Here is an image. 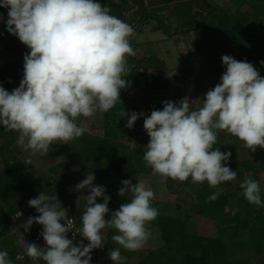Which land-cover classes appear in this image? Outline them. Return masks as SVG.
I'll return each instance as SVG.
<instances>
[{
  "label": "clouds",
  "instance_id": "clouds-1",
  "mask_svg": "<svg viewBox=\"0 0 264 264\" xmlns=\"http://www.w3.org/2000/svg\"><path fill=\"white\" fill-rule=\"evenodd\" d=\"M0 8L7 9L6 21L0 13L6 31L29 49L19 86L8 91L0 85V127L18 134L17 144L29 154L24 164L32 165L31 156L47 155L54 141L66 144L83 136L84 120L122 103L121 90L131 86L125 79L130 74L128 58L137 55L130 43L134 28L99 0H0ZM221 60L225 71L207 91L201 107L193 109L185 96L178 102L163 101L162 110L148 116L120 112V119L127 117L128 129L144 118L149 142L143 160L164 180L191 178L213 188L234 180L237 172L226 166L232 153L213 150L218 131L237 137L250 152L264 149V77L246 60L230 55ZM260 64L264 66V61ZM81 117L84 120L78 124ZM94 179L91 171L74 188L85 193L80 227H75L57 195L40 192L28 201L38 215L29 216L13 232L17 246L33 264H91V254L103 248L104 230L109 228L118 232L112 240L124 250L145 247L151 235L147 225L158 216L152 206L153 190L143 182L122 180L118 195L129 199L110 212L111 197L104 186L94 185ZM240 188L250 204L264 207L256 179L245 178ZM101 198L103 202H97ZM22 216L19 210L13 219ZM33 224L42 226L46 246L29 243L20 232V228L28 232ZM68 233L79 234L88 243H74ZM108 257L112 264H126L120 248L111 249ZM0 264H13L6 250H0Z\"/></svg>",
  "mask_w": 264,
  "mask_h": 264
},
{
  "label": "rangeland",
  "instance_id": "rangeland-1",
  "mask_svg": "<svg viewBox=\"0 0 264 264\" xmlns=\"http://www.w3.org/2000/svg\"><path fill=\"white\" fill-rule=\"evenodd\" d=\"M103 2L104 4H112V3L121 4L120 0H103ZM240 3L242 4V6L238 8L232 2V0H210V4L212 5V7L216 9L217 8L224 9L225 12H227L230 15V17L233 16V14L235 15L240 13L242 17L246 18L247 25L251 27L248 30H246L243 34H241L239 36V39L244 43L245 39L251 37L248 41V45L250 46L252 45L253 48L258 49L261 54V57L264 59V0H240ZM140 8L141 7L135 4L127 3L123 5L121 11L127 14V19L135 18L136 21H138L139 15L142 13ZM163 8L164 7L158 6L156 4H148L146 2L145 12L151 13L155 11V13L161 16L162 19H165L167 24H169V21H167L166 19L167 15L169 14V8L166 10H164ZM0 10H1L0 13H3L4 19L6 21L7 19L6 9L5 10L0 9ZM0 25L5 27L3 22H0ZM132 42L135 45L134 50L137 53L136 57L138 59L156 58L158 60L159 69L157 70L150 69L148 71L149 73L151 72V74H161L163 72H166L173 79H172V88L167 94H158L155 92L150 93L146 89L145 91L141 89L134 91V93H131V96L134 98L135 102L132 108L131 107L125 108L127 113H131L132 111H135L139 114L143 112L145 116H148L149 113H151L150 107H152V109L155 110L158 109V107L159 108L162 107L163 106L162 102L165 100L178 102L179 100L183 99L185 96L189 97L190 100H192L191 101L192 108L197 109L202 106L203 98L205 97L207 91L214 88L220 82V79L218 78L216 73L219 69L224 67L221 60V57L223 55H230L238 61L246 60L248 62L242 48L240 47V45L236 40L234 41L230 37L229 33L224 34L221 38L216 39L214 38L212 27H208V29H204L200 32L195 31L188 35L168 36L163 31V29L158 28V24L156 21L151 20L149 21L148 24H144L141 27H139V29L134 30V35L132 36ZM5 54L9 55L10 53L5 52ZM4 64H5V60L2 56H0V71L3 68ZM128 68L141 70L142 73L145 70L144 66H140L138 64L136 65L130 64L128 65ZM183 72L185 73V75H181V73ZM260 74L262 75V77H264V68L261 70ZM1 82L2 81H0V84ZM104 114L105 113H97L95 115L96 116L95 118L93 119L89 118L86 120H84V118L81 117L78 118L76 122L79 124L81 120H84V123L87 127V131L85 134L90 133V135L93 134L94 136L101 137L104 134L102 133L103 122L105 120L106 121L109 120L110 121L109 124L112 125V122L114 120L113 115H111V118H106ZM111 114H113V112H111ZM136 122H139V126L136 128V130H134L136 131V133H133L130 136L129 135L125 136L126 138L125 140H123V142H125L126 145L123 149H121V152L124 151L126 152V154H132L134 160L135 161L137 160V162L140 163L141 162L140 158H143V156L141 155L145 151V146L149 142V137L142 126L144 122V118L140 117ZM110 130L111 132L112 130L118 131V129H114V127L111 128ZM218 133L220 136L217 135V141L218 140L222 141L221 144L222 146L218 148L220 149L221 152H224L226 148L229 146H234L236 153L238 152L239 154L238 158H240V160L250 161L255 166H259V165L264 166V149L258 147L255 152H250V150L247 149L244 146L243 142L240 141L237 137L227 133L226 131H218ZM83 136L88 137L87 135H83ZM83 136L74 139L77 141L79 140V142L76 144V147H74L73 149H69L70 144L66 145L68 148L65 150V152L68 153L69 155L66 156V158L70 166L73 165V163L76 164L77 157L79 159V163H83L84 166L86 165L89 166V164H87L86 158L81 157V155H83V152L85 151L86 148L84 147V145L81 144L80 138H83ZM216 143L213 145V150L216 148L215 147ZM1 144L2 142L0 140V146ZM232 155L230 159L231 165L234 164L232 161L235 159ZM35 158L37 160V157ZM60 161L63 163L64 161L63 158ZM3 165L4 164H3L2 155L0 153V166ZM140 165H143V163L142 164L140 163ZM42 167L46 168V166L43 165V162H42ZM65 168H67L66 165ZM65 168H61L60 170H58L59 168L58 169L55 168L54 170H51L50 173L53 175V178L47 182H37L33 180L32 177H23V176L18 177V175L13 176L9 173L3 174L0 177V179H2L0 180V206L2 211L5 212L6 215H13L16 211L15 209L19 204H22V206L25 204L26 206L22 209L27 210L28 214L29 213L38 214L36 213L34 208L28 205V201L32 198L38 197L40 192H43L51 196V195H55L58 192V190L65 188L66 184H69L71 180L70 171ZM230 169L233 170L231 167ZM233 171L237 172V177L234 180L229 181L227 183H221V185H219L218 193L226 195L229 198V201L232 203L234 208L230 209L227 207V208L219 209L217 211H208V213L204 215L203 218H206L208 221H211L210 223H208L206 219H203L201 221L199 216L195 215V213H191V210L188 209L189 207H191V204L194 202L196 196V192L194 191V188L190 187V185L188 187V183L189 181H191L190 178L187 181L181 182L179 180H173L171 178L164 180L159 175L157 174L154 175L153 183L155 187H153V189L151 187H148L151 190H153L155 194V197L152 201V206L158 209V215H166L170 217L178 216L181 220H184L185 222L189 221L188 224H186V230L187 233L191 235L217 236V232L219 234V230H220L219 227H221V225L224 224L222 222L221 225H218L216 221L217 218L218 220L222 221L225 218H228L229 216L228 214L230 213V211L233 210L235 213L240 212L239 215L244 220H246L247 217L254 216V214H250L252 213V211H254V209L252 208L250 210L247 208L243 210L241 209L242 206L247 205L249 202L244 198L242 194L243 190L240 188V184L244 181L245 178H251L252 172L248 170L245 165L240 166L237 170H233ZM45 177H46V173H42V178ZM257 178L259 179L261 191L262 193H264V172L257 174ZM112 179H113L112 182L114 184L117 181H119L118 176H115ZM9 181H11V183L14 184L15 191L10 190L9 192H4L2 184H8ZM49 182L53 183L52 188L50 186H47ZM26 184H28V186L30 187L29 191H31L32 189L31 193L28 194L24 193V186ZM8 193H10L9 195L12 197V200L9 198ZM113 194H116L118 198L121 200L119 204L118 203L114 204L112 209V210H118L119 207L129 199V195H126L125 197H120L118 195V192H113ZM62 195H67V193H61L60 196ZM80 196L83 198L84 193L82 192ZM58 200L61 201V199ZM83 206H85V204H83L82 208L79 209L81 214L84 211ZM65 208H68V213L69 215H71L72 211H70V207H65ZM218 211L220 212L219 216L216 215ZM10 220H13V218H10ZM234 221L237 222V220ZM240 221L241 220H239V222L237 223L238 231H234V232H236L237 235L241 237V239L244 240L245 242L251 243V239H252L251 236L253 235L251 234V232L243 231L244 227H248L250 226V224L244 223L245 221L244 222H240ZM10 227L12 230L13 229L12 223ZM106 231L108 230L107 229L104 230V234H106ZM150 233L153 235V240H156V238L158 237L156 235V231H150ZM79 237L78 239H83V237L81 236ZM25 239L29 243L37 244V242H35L33 238L25 237ZM109 243H110L109 241L105 240V244L103 248H101L99 253L97 252L101 257V259L104 260L102 262L103 264H105V261L107 259L105 251L108 250L107 245ZM116 247L118 248L119 245L117 244ZM145 248L149 249L150 246H145L143 249ZM0 249L5 250V245L0 246ZM96 250L97 249L93 251L95 252ZM10 259L13 261L12 255ZM15 260L17 261L16 258ZM26 263L33 264L32 260L29 257L27 258ZM41 263L43 262L41 261L40 264ZM91 264H93V261H91Z\"/></svg>",
  "mask_w": 264,
  "mask_h": 264
},
{
  "label": "trees",
  "instance_id": "trees-1",
  "mask_svg": "<svg viewBox=\"0 0 264 264\" xmlns=\"http://www.w3.org/2000/svg\"><path fill=\"white\" fill-rule=\"evenodd\" d=\"M99 2L102 5H107L111 9L112 15H115L121 20L131 24L134 30L139 29V27H141L142 25L148 24L149 21L154 20L157 22L158 28L163 29V31L168 36L188 35L198 29L202 31L204 29H208V27H212L214 38L216 39L221 38L224 34L229 33L230 37L234 41L236 40L238 44L240 45V47L242 48L248 62L252 63L254 67L258 69L259 73H261V70L264 68V66L260 64V61H264V59L261 57L259 50L256 48H253L252 45L251 46L248 45V41L251 37H249L248 39H245L244 43L239 39V36L251 27L247 25L246 18L242 17L240 13L235 14V15L233 14V16L230 17V15L227 12H225L224 9H221V8L216 9L212 7V5L210 4V0H120L121 4L120 3L104 4L103 0H99ZM146 2L148 4H156L158 6L164 7L163 8L164 10L169 8V14L167 15V18H166L167 21H169V24H167L165 19H162L161 16L155 13V11L151 13L145 12ZM232 2L238 8L242 6V4L240 3V0H232ZM127 3H132V4H135L141 7L140 10L142 11V13L139 15L138 21H136L135 18L127 19V14L121 11L123 5ZM7 33L8 32L6 31L5 27L0 25V52H1L0 56H2L5 60V64L0 71V81H2L0 85H2L6 90L11 91L14 89L13 85L19 82V80L23 78V71L20 72L18 76L14 78L13 82H10L9 84H7L4 80L7 70L9 68H15L17 66L24 64L23 57L25 54L29 52V49L23 43H21L17 37H15V40H13L14 41V43H12L13 45L7 44L9 43L7 42V37H8ZM130 43L132 47L135 48V45L132 42V37H130ZM5 52H8L10 54L9 55L5 54ZM22 52H24L25 54L20 56ZM13 55L18 56V58L14 62H10V58H12ZM130 64L132 65L138 64L140 66H144L145 72L142 74L143 78L142 80L137 82V85L141 87V89L144 90V88L147 87L149 88L150 93L155 92L158 94H167L171 90L172 80H170L169 78H166L164 75L154 74L152 78L150 79L151 72L149 73L148 70L159 69V62L156 58L135 59L133 57H129L128 65ZM224 71H225V67L217 71L216 75L218 76L219 79ZM131 73H132L133 78H135L134 75H136V78H137V74H135L134 70ZM181 75H185V73L183 72L181 73ZM121 101L122 103H118L112 110L107 112L106 118H109V114L111 112L120 113L122 109H124V107L132 108L134 106L135 101H134V98L131 96L129 88L126 90H121ZM153 110L154 109H150V112ZM115 120L116 119H114L113 121ZM217 135H219V133H217ZM17 136L18 134L15 131L5 130L3 127H0V140L2 142L0 146L1 151L3 152V151L9 150V147L11 146V144H13ZM80 139H81V144L84 145V147H86L87 152L86 153L84 152L83 157L86 158L87 164H89V166L95 168L96 170V168H99V166L102 167L104 160L107 162H113L116 164L117 161L114 160L115 159L114 153L118 151L116 146H110L108 143H104L100 140L93 139V138L86 137V136H83V138H80ZM221 144H222V141L218 140L216 143L215 149H218L219 147H221L222 146ZM224 152H231L232 154H234L232 156L235 158L232 161L234 164L231 165L230 164L231 162L229 160L226 166H228L229 168L231 167L233 170H237L240 166L245 165L247 169L252 172L251 178H254L259 182V179L257 178V174L264 172V166L262 165L255 166L250 161L240 160V158H238L239 154L238 152L236 153L234 146L227 147ZM62 154L63 152H60V151L49 150L47 155H42V158L57 157V156H61ZM66 154L68 153L65 152V155ZM140 161L144 162L143 158H141ZM3 164L6 166L5 169H7L5 170V172L10 173L11 170H9L10 168L9 159L4 157ZM80 164H83V163H80ZM115 166L116 168L117 167L119 168L118 164H116ZM129 169L130 167L127 165V169L125 172L124 171L121 172L120 169H117L116 171L111 170L110 173H101L100 175L97 171L94 175H95V178L97 179H101V178L105 179L108 177L112 178L114 177L113 175L119 176L121 174V176L124 179H128L130 177V174L127 175ZM141 173H147V172L141 171ZM224 183H227V182H224ZM189 185L190 187H193L194 191L196 192L195 200L191 204V207L188 208L191 210V213H195V215L199 217H203L204 215L208 213V211H216V210L228 207L229 200H228V197L224 194L219 193L217 199H215L214 201L209 200V197L211 195H213L214 193H218L219 185L213 188V187H210L207 182L193 183L192 181H189L188 187ZM52 187L53 186H51V188ZM13 188L14 186H10V190H12ZM111 188H114V185H112ZM31 191H29V188H28L24 190V193L28 194V193H31ZM65 191L62 193H67V191L66 192ZM57 194L58 192L55 195ZM106 195L110 196L111 194L107 193ZM67 196H68V193L67 195H62V198H60L61 199L60 202L62 205L67 203L68 201ZM110 197L112 198L114 196L111 195ZM101 200L102 198L99 199L97 202ZM249 206H253V208L255 207L253 204ZM257 215L259 214L257 213ZM75 218L77 220V223L79 224L77 217ZM151 223H152V226L157 228L159 232L161 233V236L166 245V248L167 247L171 248V250L173 248L175 252H181L182 250L188 251V255H186L182 259H178L180 260V262L185 261L184 259H186L188 264H221L222 257L219 255L225 249V246L224 244H222V241H221V236L228 232L236 231L238 229V226L236 224L237 222L233 221V223L231 224H223L221 225V227H219L220 229L219 238H206V237L195 236V235H191L187 233L186 222L180 219L170 217V216L158 215L157 218L153 220ZM10 225L11 224H10L8 215H6V213L2 211L1 206H0V236H3L7 232L10 231L11 229ZM257 233L261 234L259 230ZM76 240L74 241V243L76 242ZM100 250L101 249H97L95 252L94 251L92 252L91 255H92L93 264H103L101 261L98 260V257L96 256V254H98ZM196 250H201L207 256L205 259L201 258L202 260L200 259L201 261L199 260L198 263H197V259H195V257L193 256ZM23 257H24L23 259H19V260L17 259V262L24 263L26 257L25 256ZM191 259H195V260L189 262ZM161 263L167 264V262L163 263L162 261Z\"/></svg>",
  "mask_w": 264,
  "mask_h": 264
},
{
  "label": "crops",
  "instance_id": "crops-1",
  "mask_svg": "<svg viewBox=\"0 0 264 264\" xmlns=\"http://www.w3.org/2000/svg\"><path fill=\"white\" fill-rule=\"evenodd\" d=\"M2 10H5V8H2ZM6 12H7V9H6ZM196 31L200 32L201 30L198 29ZM7 34L9 37V38H7L8 42H9L7 44L13 45L12 43H14L13 40H15V36L11 35L10 33H7ZM23 54H25V53L22 52L20 54V56H22ZM17 58H18V56L13 55V57L10 58V62H14ZM133 58L138 59L136 56H134ZM133 70H134L135 74H137V78H136V75H134L135 78H133L132 73H131ZM22 71H23V64L15 67V68H9L7 70V73L5 76L6 77L5 82H7V84H9L10 82H13L14 78L16 76H18V74ZM144 72H145V70L143 71V73ZM129 73L130 74L128 76H126L125 79H126V81L129 80L131 82V86L129 87L130 93H134V91L141 90V87H139L137 85V82H139L143 78V76H142L143 73L141 72V70H136V69L132 68V69H129ZM161 74L164 75L166 78H169L170 80L173 79L166 72H163ZM170 74H172V73H170ZM153 75L154 74H151L150 78H152ZM21 80L22 79H20L19 82L15 83L13 85L14 89L18 87V84L20 83ZM145 89L150 92L149 88L145 87L144 91H145ZM162 107H160V109H162ZM125 108L126 107H124V109H122V111L124 110L126 112ZM150 108L152 109V107H150ZM106 114L107 113L104 114L105 117H106ZM111 115H113V118L116 120L112 122V125L109 124L110 121L105 120L103 122V129H102L103 130L102 133H104L103 136H101V137L100 136H94L93 134L90 135V133H87L84 135H87L88 137L93 138V139L100 140L104 143H108L110 146H116L118 151H117V154H116V152L114 153V156H115L114 160L117 161L116 164L119 165V168L118 167L116 168L115 163L107 162L104 160L102 167L99 166L100 169L96 168V170H95V168H93L91 166H88V165L84 166L83 164H80L78 157H77L78 162H76V164L73 163V165L70 166L68 163V160L66 158V156H69V155L68 154L65 155V150L68 148L66 145L70 144L69 149H73L74 147H76V144L78 143L77 140H72L71 142L66 143V144H64L62 141H55L50 145L49 150L63 152V154L61 156L42 158V155L37 154V155L31 156V159L33 162L32 165H25L24 164L25 160L29 157V154L24 152L23 149L17 144V142H16L17 138H16L15 141L13 142V144H11V146L9 147V150L3 151V152L0 151V153L2 155V159L4 157L9 159V162H10L9 170H11L9 174H11L13 176L18 175V177L19 176H21V177L22 176L23 177H32V179L37 181V182H47L53 178V175L50 173L51 170H54L55 168L56 169L59 168L58 170H60L61 168H65V165H66L67 168H65V169H68L70 171L71 180H70L69 184H66L65 188L58 190L57 198L60 199L62 197V196H60V194L62 192H64L65 190L67 191L68 201L63 206L64 207H70V211H72V213H73V214L71 213V215L77 217V219L79 218L78 221H79L80 226L82 223L81 219H80L82 214L80 213L79 209H81L82 205L85 204V202H84L85 199L83 200L84 197L82 198L80 196V194L82 192L75 191L74 188H75V185L77 183H79V181H82L84 178H86V175L89 172L92 171L95 174L98 171L99 175L101 173H110L111 170L116 171L117 169H120L121 172L122 171L125 172L127 169V165H128L130 167V169L127 173V175L130 174V177L128 179H130L133 183L143 182L147 188L151 187L153 189V187H155L154 183H153V180H154L153 177L156 174H153L151 167L144 165L145 162H140L141 164L143 163V165H140V163H138L137 160L136 161L134 160V157L132 154H126V152H124V151L121 152V149H123L126 145V143L123 142V140H125V138H126L125 136H128V135L130 136L131 134L136 133V131H134V130H136V128L139 126V122H135L134 127L132 129H128V128L124 127L126 120H127V117L120 119V113L119 112H117V113L113 112V114L110 113L109 118H111ZM95 117L96 116L91 117V119H93ZM142 126H143V124H142ZM113 127H114V129H118V131L112 130V132H111L110 129ZM130 130H132V131H130ZM84 152L85 153L87 152L86 148H85ZM84 152H83V155H81V157L84 156ZM11 153H12V155H11ZM143 155H144V153L141 156H143ZM35 157H37V160ZM62 158L64 160L63 163L60 161ZM140 160H141V158H140ZM42 162H43V165L46 166V168L42 167ZM5 167H6L5 165L0 166V177L4 174L5 170H7V169H5ZM112 168H114V169H112ZM141 171H146L147 173H141ZM42 173H46L45 178H42ZM113 176L115 177V175H113ZM114 177H112V178H114ZM118 177H119V181H117L115 184L112 182L113 179L111 177H108L105 179H103L101 177H100L101 179L95 178L94 182H93L94 185H96V186H104L106 188V194L110 193L112 196H114L110 199V202L108 205L110 212L113 211L112 209H113L114 204H117V203L119 204V202H121V200L118 198V196L116 194H113V192H118L119 188L122 187L121 181L125 180L121 176V174ZM0 180H2V179H0ZM112 185H114V188H111ZM10 186H14V184H11V181H9L8 184H2L3 191L9 192ZM47 186L51 187V186H53V183L49 182ZM28 188H30V187L28 186V184H26L24 186V190L28 189ZM12 190L15 191L14 188ZM9 194L10 193H8V196L12 200V197ZM228 200H229V198H228ZM102 202H103L102 200L99 201V203H102ZM249 205H251V204L248 203L245 206L239 205V206H242L241 207L242 210L246 209V208L249 210L251 208L254 209V211H252V213H254V216L253 217H247L246 220H244L242 217H240V215H239L240 212L235 213L234 210L230 211V213L228 214L229 215L228 218H225L222 221L218 220V218L216 219L218 225H221L222 222L224 224H230L234 220H237V223L239 222V220H241L240 222L245 221L244 223L250 224V226L244 227L243 231L251 232V234L253 235V236H251V238L253 239V240L251 239V243L245 242L244 240H242L241 237H239L237 235V233L234 231H231V232H228V233L222 235L221 241H222V244H224L225 249L219 255L222 257L221 264H264V219H263L264 218V207H257L254 205L255 207L253 208V206H249ZM25 206H26L25 204L23 206H22V204H19L17 206V208L15 209L16 210L15 213L19 210L23 212L22 217H20L16 220H14V219L10 220V218H13V215H8L9 220L11 221L10 224L11 223L13 224V229L16 228L18 225L22 224L24 221H26L29 216L38 215V214H34V213L28 214L27 210L22 209ZM84 207L85 206H83V208ZM228 207L230 209L234 208L230 201H228ZM252 213H250V214H252ZM257 213L259 215H257ZM216 215L219 216L220 212L218 211ZM172 217L176 218V219H180L178 216H172ZM108 218H110V214L108 216H106V219H108ZM203 219H206V218L200 217L201 221ZM182 221H184V220H182ZM188 222L189 221H187L186 224H188ZM210 222L211 221H208V223H210ZM40 227H42V226H40L38 224H33L28 232H24L23 228H20V232L23 233L25 237H30V238H33L35 240L36 231ZM256 227H258V228H256ZM147 228L149 229V231H156V235L158 236L156 238V240H153V235L152 234L150 235V239L148 240L149 242H147V244L145 245V246H150L149 249L145 248V249H141V250L136 251V252H131V251L124 250L120 246L118 247V248H120L121 255L123 257L127 258L126 264H160L161 261L163 263L167 262V264H188L186 259H184L185 261H182V262H180V260H178V259H182L186 255H188V251L182 250L181 252H175V250L173 248H172V250H171V248H168V247L166 248V245L163 241V238H162L159 230L157 228L153 227L151 222L147 225ZM13 229L12 230L10 229V231L7 232L5 235L0 236V246L5 245V250L8 252L9 258L12 255L13 264H27L26 260L28 257L26 255H24L23 250L17 246V244H16L17 236L13 232ZM107 230L108 231H106V234H104V240L109 241L110 243L107 245L108 250L105 251L106 256H107L105 264H111L112 262L110 261V259L108 257V253L110 252L111 249L117 248L116 247L117 243L112 240V236L115 234H118V232L115 229H111V228H109ZM258 230L261 234L257 233ZM236 231H238V229ZM197 236L206 237V238H219L220 237L218 232H217V236H209V235L208 236L197 235ZM81 240H83V239H77L75 243H77ZM83 242L85 244L88 243L86 240H83ZM0 250H2V249H0ZM18 255H22V256L26 257L24 263H22V262L18 263L15 260V258ZM96 256L98 257L99 261H101V262L104 261L103 259H101L99 254H96ZM193 256L195 257V259H197V263L199 262V260L201 258L205 259L207 257L201 250H196L194 252ZM195 259H191L189 262H191ZM41 264H43V263H41Z\"/></svg>",
  "mask_w": 264,
  "mask_h": 264
},
{
  "label": "built area",
  "instance_id": "built-area-1",
  "mask_svg": "<svg viewBox=\"0 0 264 264\" xmlns=\"http://www.w3.org/2000/svg\"><path fill=\"white\" fill-rule=\"evenodd\" d=\"M69 216L72 218L75 227H80V225L77 223L76 218L71 216V215H69ZM41 231H42V227L38 228L36 236H35V242H37V244L39 246H46L45 241L43 240L42 236L40 235ZM73 235H75L74 231H73ZM73 235H72V233H68V238L73 239L75 241L79 237V234H76L75 237H73Z\"/></svg>",
  "mask_w": 264,
  "mask_h": 264
}]
</instances>
